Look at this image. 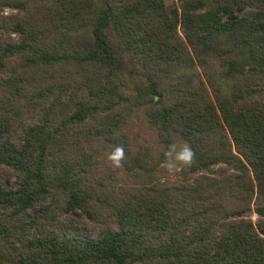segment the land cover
<instances>
[{
    "label": "trees",
    "instance_id": "trees-1",
    "mask_svg": "<svg viewBox=\"0 0 264 264\" xmlns=\"http://www.w3.org/2000/svg\"><path fill=\"white\" fill-rule=\"evenodd\" d=\"M0 30V264H264V0H0Z\"/></svg>",
    "mask_w": 264,
    "mask_h": 264
},
{
    "label": "rangeland",
    "instance_id": "rangeland-1",
    "mask_svg": "<svg viewBox=\"0 0 264 264\" xmlns=\"http://www.w3.org/2000/svg\"><path fill=\"white\" fill-rule=\"evenodd\" d=\"M165 1L169 6H172L173 4H175L176 0H165ZM245 10H246V8L244 6H239L237 8V13L242 14V13H244ZM3 13L5 15H10V14H14V13L17 14V13H19V9L14 8V7H7L4 9ZM1 32H2V30H0V33ZM12 35L15 39H19V37H20V34L17 32L13 33ZM129 130L131 132V135L133 136V143L138 150L145 151V150H148L150 148L154 152L158 153L160 146L158 144L157 133L154 129H152L150 127V125L147 121V117H146V115L142 109L137 110L133 114L132 119L130 121ZM157 153H155V155H157ZM104 164L109 167L108 172H113V171L115 172V170L117 169L115 166H113L111 164H107L105 161H104ZM218 167H219V165H215V166H213V169H217ZM160 174L162 175V178H161L162 182H166L168 180H177L178 179V176H176V175H169V176L165 175L164 176L162 173L159 172L158 176H160ZM119 176H121V177L124 176L125 181L127 180L129 183H137V182L141 181V178L134 177V176H131L129 174L125 175V174L121 173V174H119ZM4 180H5L6 184L9 185L10 187H16L17 186V180L13 176L5 174ZM35 210H37V207L35 208ZM69 217H71L76 222H84V223L90 224L89 218H87L84 215V213L79 209H75V210L71 211L69 213ZM246 217L255 223L264 219V216L258 214L255 210H251V211L247 212ZM98 228L100 229V227H98Z\"/></svg>",
    "mask_w": 264,
    "mask_h": 264
},
{
    "label": "clouds",
    "instance_id": "clouds-1",
    "mask_svg": "<svg viewBox=\"0 0 264 264\" xmlns=\"http://www.w3.org/2000/svg\"><path fill=\"white\" fill-rule=\"evenodd\" d=\"M163 157L160 167L169 175H175L182 170L192 167L196 153L187 141L183 143L171 142L163 152ZM107 159L113 166L117 168L122 167L126 160L124 145L117 144L113 146L112 150L108 153Z\"/></svg>",
    "mask_w": 264,
    "mask_h": 264
}]
</instances>
